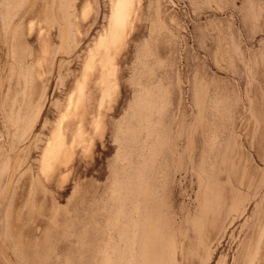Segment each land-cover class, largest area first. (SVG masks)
<instances>
[{
    "label": "rangeland",
    "instance_id": "1",
    "mask_svg": "<svg viewBox=\"0 0 264 264\" xmlns=\"http://www.w3.org/2000/svg\"><path fill=\"white\" fill-rule=\"evenodd\" d=\"M0 264H264V0H0Z\"/></svg>",
    "mask_w": 264,
    "mask_h": 264
},
{
    "label": "crops",
    "instance_id": "2",
    "mask_svg": "<svg viewBox=\"0 0 264 264\" xmlns=\"http://www.w3.org/2000/svg\"><path fill=\"white\" fill-rule=\"evenodd\" d=\"M227 171L229 172V174H228L229 179L230 180H233L234 176L232 175V173H234V172H233V168H232L231 165L229 166V168H228ZM240 184H241V186L239 185L240 186L239 187L238 184L234 182V186H231V190H230L231 191L230 192L231 194H230V201H229L230 213H229V215H228V213L226 215H224V218H225V220H223L224 221L223 225H225L224 227H227L228 228V226L231 224L232 221L234 223L231 224V226L234 227L236 225V223L239 222V220H240V218H238V216H237L238 214H236L238 212V210H239V207H238L239 206V202H240L239 193H241V196H242L243 193H242L241 190L246 188L245 185L242 186V184H244L242 181H241ZM235 186H237V187H235ZM220 199H221V194H220ZM234 219H238V221H235ZM228 221H229V223H228ZM231 226H229V229H228V231L226 233L227 236H228L229 232H231V228H232ZM220 233H222V231ZM237 259H241V258L240 257H237Z\"/></svg>",
    "mask_w": 264,
    "mask_h": 264
},
{
    "label": "bare ground",
    "instance_id": "3",
    "mask_svg": "<svg viewBox=\"0 0 264 264\" xmlns=\"http://www.w3.org/2000/svg\"><path fill=\"white\" fill-rule=\"evenodd\" d=\"M117 1H118V0H117ZM119 2H120V1H119ZM122 3H123V1H122ZM122 3H121V4H122ZM119 4H120V3H119ZM125 5H126V3H125ZM125 5H123V6L125 7ZM116 6H117V5H116ZM116 6H115V7H116ZM123 6L120 5V8L118 9V7H117V9H116V10H117V15H116V18H115V22H114V23H115V26H116L117 28H118L119 25L122 26L121 24H123L124 21H125V20H124V13H123V10H124V9H123ZM111 19H112V18H111ZM113 19H114V18H113ZM112 21H113V20H112ZM114 23H113V24H114ZM113 24H111V28H112V25H113ZM113 26H114V25H113ZM115 26H114V27H115ZM120 28H122V27H120ZM115 29H116V28H115ZM117 32H118V31H117ZM111 33H113V30L111 31ZM118 33H119V32H118ZM116 34H117V33H116ZM112 36H115V34L112 35ZM114 38H116V37H114ZM105 80H106V79H105ZM59 142H60V141H59ZM56 143H57V142H56ZM55 145H57V144H55ZM54 149H55V147H54ZM136 156H137V155H136ZM131 160H132V159H131ZM131 160H130V161H131ZM132 162H133V161H132ZM150 164H151V163H150ZM152 164H154V163L152 162ZM145 165H146V164H145ZM154 165H155V164H154ZM149 166H150V165H149ZM152 166H153V165H152ZM150 167H151V166H150ZM146 169H148V168H145V170H146ZM146 172L148 173L147 170H146ZM151 172H152V171H151ZM153 173H154V172H153ZM148 175H149V174H148ZM151 176H152V174H151ZM148 178H149V176H148ZM151 179H152V178H151ZM151 179H150V180H151ZM151 181H152V180H151ZM154 184H156V183H154ZM156 186H157V185H156ZM156 190H157V189H156ZM145 194H146V193H145ZM148 195H149V194H148ZM148 197H149V196H148ZM126 208H127V207H126ZM120 217H121V216H120ZM120 226H121V225H120ZM125 229H126V228H125ZM119 230H121V229H119ZM122 230H123V229H122ZM129 232H130V231H129ZM129 232H127V233H129ZM115 233H116V232H115ZM120 234H121V233H120ZM135 235H136V234H135ZM119 236H120V235H119ZM124 236H125V235H124ZM129 236H130V235H129ZM117 237H118V236H117ZM126 237H127V236H126ZM134 237H136V236H134ZM122 239H123V238H122ZM111 240H112V239H111ZM123 240H124V239H123ZM96 241H97V240H96ZM126 241H127V240H126ZM126 241H125V242H126ZM121 242H122V240H121ZM112 244H113V243H112ZM125 244H127V242H126ZM136 249H137V248H136ZM128 250H129V249H128Z\"/></svg>",
    "mask_w": 264,
    "mask_h": 264
}]
</instances>
